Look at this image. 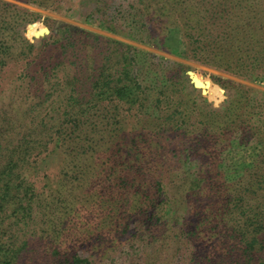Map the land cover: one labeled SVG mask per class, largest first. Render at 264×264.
<instances>
[{"label": "trees", "instance_id": "16d2710c", "mask_svg": "<svg viewBox=\"0 0 264 264\" xmlns=\"http://www.w3.org/2000/svg\"><path fill=\"white\" fill-rule=\"evenodd\" d=\"M17 1L264 85V0ZM39 16L0 0V264H264V90Z\"/></svg>", "mask_w": 264, "mask_h": 264}, {"label": "rangeland", "instance_id": "374dc122", "mask_svg": "<svg viewBox=\"0 0 264 264\" xmlns=\"http://www.w3.org/2000/svg\"><path fill=\"white\" fill-rule=\"evenodd\" d=\"M10 1L16 2V3L20 4V5H23V6L27 7V8H29V9L39 13L40 16L35 22H39L42 25H44L45 27H48L50 31H51V27L57 25L58 22H61V21L69 22V23L81 26L83 28H87L89 30L102 33L104 35H108V36L115 37V38H118L120 40L129 42V43H133L135 45H138L140 47L146 48V49H148V50H150L152 52L167 56L169 58H172V59H175V60H178V61H182V62H184V63H186V64L191 66L190 72H192L193 74L197 73V74L203 76L204 78L210 79L212 81V83H214L216 85H219V84L214 82V80L212 78L213 74L221 76L223 78H229V79L235 80L237 82H242V83H245L247 85H252V86L257 87V88H259L261 90H264V85L263 84H257V83H253V82H250V81H247V80H243L241 78L235 77V76L230 75L228 73H225L223 71H219V70L207 67V66L202 65V64H200L198 62L184 59V58L179 57L177 55H174V54H172V53H170L168 51L160 50V49H157L155 47H151V46H148V45H144V44L135 42V41H133L131 39H128L126 37H123L121 35L113 34V33L109 32V31L104 30V29L98 28L96 26L84 23V22H82L80 20H77L75 18L69 17V16L65 15L64 13L53 11L51 9L39 8V7L35 6V5L27 4V3H24L22 1H17V0H10ZM35 22H31V23H35ZM31 23H28L26 25V27L24 28L25 29V35L29 39H31V41L38 43V42H40L42 40V38L44 36L48 35L49 33H45L44 35H41V36H32V37L28 36V34H27L28 27H29V25ZM15 68H17V67H15ZM188 78L190 79V83H193V81L191 79V75L189 73H188ZM220 87L223 89L224 92H223V95L221 97H219L218 99H212L209 96V94H207L205 91H203L202 88H200V87H197V88L199 89V91H200V93H201V95L203 97H206L214 106L219 107L224 102V100L227 98V90L225 88H223L222 86H220ZM259 118L261 120H264V111H263L262 115H260ZM242 154H243V151L241 149H233L232 153H231V156H229V157L227 155V152H224V157H226V163H228V164H226V166H229V167L232 168V170H234L236 163H235V161L231 160V157L233 159H236L237 157H240Z\"/></svg>", "mask_w": 264, "mask_h": 264}, {"label": "water", "instance_id": "95a60500", "mask_svg": "<svg viewBox=\"0 0 264 264\" xmlns=\"http://www.w3.org/2000/svg\"><path fill=\"white\" fill-rule=\"evenodd\" d=\"M49 32H50L49 28L46 27L45 32L42 33L41 35H44L45 33H49ZM41 35H39V36H41ZM189 74L191 75V79H192L193 83L195 84V86H196V87H200V88L203 89V91H205V89H204L203 87H201V86L198 85V82H197V80L195 79L194 74H193L192 72H190V71H189Z\"/></svg>", "mask_w": 264, "mask_h": 264}]
</instances>
